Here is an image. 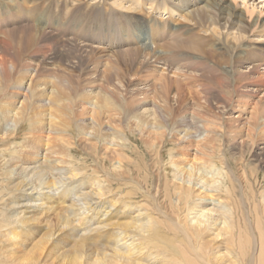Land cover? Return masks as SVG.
Here are the masks:
<instances>
[{"label": "bare ground", "instance_id": "obj_1", "mask_svg": "<svg viewBox=\"0 0 264 264\" xmlns=\"http://www.w3.org/2000/svg\"><path fill=\"white\" fill-rule=\"evenodd\" d=\"M38 1L47 4L53 0ZM78 1L83 2L87 10H98L100 9L99 5H102L101 0L99 2L97 0ZM110 1L114 3L117 9H123L125 12L145 13L144 7H150L151 9L148 8V10L154 8H156L155 11L159 10L161 12L160 16L168 13L173 24L180 23L182 26V21L187 22V26L183 25L184 28H187L184 31L181 29L183 32H179L180 29L174 28V25H171V27L167 25L160 26L158 22L152 20L151 26L154 30L151 44L157 43V48L154 47V51L149 46L140 48V43L145 44L140 41L136 46H131L133 48L129 46L128 49L120 50V48L118 51L113 49L114 51L109 52L112 55L105 58L103 63L100 62L102 68L106 69L104 83L101 84L100 91L94 93L95 90H87V95L84 93L81 95L82 103L91 105V111L89 112L91 115H98L92 106L99 107V103L104 105L100 107L101 109L108 106L113 108L114 111H120L117 107L119 105L116 104L120 101L108 92V88H110L120 94V90H117L118 86L112 84L113 78L110 75L117 78V73L122 71L127 73V71L132 70L133 80L126 79V84L122 83L123 80L120 79L118 82L119 87L125 89L127 95L134 93L131 94V101L128 102L125 99L124 103H133L134 101L151 103V100L152 103H172V101L175 104L180 103L178 106L165 105L154 109H144L142 114L135 117V121L134 118H125L126 121L121 120V124L128 122L126 128L134 130V132L138 131L141 134V139L146 143L144 146L153 155V160L156 161V164L153 162L154 166L158 165L162 169V175H158V172L156 176L163 180L164 187L162 190L165 191V199L169 203L166 206L165 201L163 203L158 200L159 197L157 196L161 195L159 186H156L155 193L151 194L150 185H148L151 176L148 172H145L144 179L140 181L138 177L137 181L128 177L131 173L128 164L130 166V162L133 163L134 157L131 160L121 151L126 147H123V144H120L119 141L126 143L128 140L127 137V139H123L124 136L120 138L123 134L120 137L114 134H110V136L105 134L108 139L103 136L105 142L102 146L104 147L103 152L107 150L105 154L108 156L112 154L109 159L112 162L115 161L111 166H113L112 169L117 179L111 176H108L107 179H109L110 185L112 180L123 181L124 183H118L115 190L125 189L124 195L118 198L115 197L116 199H109L110 197H108L103 205H100V208L92 207L91 196L87 195L90 192H84V190L79 189V186L75 187L74 185L76 184V178L85 170L67 168L68 172L66 171V173L63 166L59 168V165L51 164L54 158L52 159L50 156L57 155L61 157L58 160L59 164L64 166H67V164L70 166L71 164L65 160L69 156L68 153H71L70 149H67L69 147L63 149L67 150V154H65L58 146L54 147L51 144L54 141L65 143L66 140L61 137L62 133L73 128L72 123L74 121L67 123V117H65L69 111L68 108L71 106L68 103L72 104L74 102V98L69 100L70 90L74 86L72 73L85 72L86 66L89 67L87 62L91 61L89 58L90 51L98 50V52H101L99 54H109L107 53L109 50L106 52L107 49H100V51V47L96 48L97 46L95 47L94 44L100 45L98 42L118 44L119 36L114 35L106 38L105 31L99 29L94 32L93 40L90 41L91 44L75 42L71 39L64 42L60 37L61 34L50 30L47 23L40 19V16L34 22L19 14L17 10L22 12L19 7V0H14L16 9L13 7L11 0H0V20H2L0 23L6 21V24L13 23L14 19L17 22L19 21L17 25H14V23L7 24L11 28L0 29V36H2L0 37V116L5 121L12 122L8 131H3L2 124L0 125V137L2 135L6 137L3 138L2 136L3 139L0 138V140L2 139L3 142L8 141V143L9 141L12 142L19 136V130L26 131V135H30L29 138L32 139L31 142H28L29 140L25 141L23 144L26 147L22 146L20 150L22 155L24 151V156L29 160L28 163L32 165H26V167L22 165L20 167L14 166L17 177L10 183L16 189L15 191L20 193V197H16L17 202L15 204L10 199L4 203V207H0V264H264V192H259L261 198L255 194L256 192H248V187L246 188L248 186L247 172H239L240 180H236V182L243 184L242 190H240L239 195L237 194L238 199L235 198L236 201H233L232 205L230 202V200H233L230 196L232 193L231 186L224 188L226 183L224 182V176L231 173V170L227 173V168L217 165V163L226 164L225 156H231L237 162L246 163L245 160H247L248 155L246 150L249 149V145L245 150L239 149L236 151L227 147L230 140L239 138L240 134L245 136V123L240 131L234 130L231 126L226 127L225 124L228 134H234V137H226L222 142V137L216 133L213 136H217V141L210 139V135L214 132L213 129L223 130L224 128L222 113L225 111H222L223 107L220 109V106H223L224 103L225 105L226 103H239V109H243L246 103L249 102L257 104L251 112V119H247L248 130L246 136L251 140L252 146L257 143L255 142L256 138H260V140L261 137L264 138V108L260 105V103H264V98L256 96L261 92L264 93V90H261V88H264V81L255 77V72L261 66H264V52L261 51L258 55V53H248L247 51L256 46L264 50V39H259L262 38L261 34L248 37L250 32L254 31L256 33L260 28H264V20L259 15L258 18L248 22L244 11L238 9L236 5L239 0H233L234 2L226 0H190V2L183 4L176 1L178 7L188 9L183 11L175 7L171 9V13L169 6L162 8L155 6L154 2L157 0H152L151 4L149 0ZM252 1H244L246 12L250 16L253 12L249 11L248 6ZM89 2H94V4H89ZM86 3L88 4L85 5ZM104 5L106 4L104 3L100 7ZM193 7H196V9ZM256 7H254V10H256ZM24 12L30 13L29 11ZM173 14H178L179 18L173 20ZM124 16L130 18L131 13ZM159 20L167 22L166 19L159 18ZM141 32L144 36L145 33ZM169 35H173L172 42H174V45L168 43ZM180 37H183L181 41L177 40ZM231 39L235 40L236 43L234 41H232L234 43L229 42ZM128 40L131 42L132 39L129 38ZM245 42L248 43L243 45ZM91 56H93V52ZM33 59L36 60L34 62L36 65H32ZM253 60L258 62L255 65L258 68L254 72V67H250ZM46 62H48V67L44 66ZM246 62H252V64L245 65L247 68L243 67L249 71L246 70L241 73L237 67ZM157 63H162V67H164L162 73L164 74L158 77L155 75L149 76L143 80L139 78L142 71L146 73L156 72ZM183 64H189L190 66L187 69L195 72L185 74V79H181L177 74L184 73L181 67ZM50 65H53L55 70L48 74L46 71H50L48 70ZM222 74L225 75V78ZM151 78L159 82L155 88L143 85ZM227 78L233 79L232 84H228ZM248 81H251V87H253L252 90H249L251 94L247 93L250 96L239 94L240 85ZM97 82L92 79L90 84L93 85L94 83L96 85ZM128 85L132 92L126 89ZM174 91L176 93H173ZM189 96L190 98H188ZM201 100H205V103H216L213 106L208 105L210 108H215V111H211L209 114L205 111L203 113L202 108L194 111L192 109L182 110L185 108L183 103L188 101L190 103H200ZM7 103L17 104L10 107ZM37 103H40V105ZM219 103H223V105H218ZM208 110L211 109L208 108ZM181 111H189L190 118L182 114ZM217 111L218 115H221L220 120L207 117L212 112H214L213 117H215ZM38 115L48 117L49 120L44 125L46 129L38 127L42 123ZM240 116L235 117L239 118ZM216 117L218 118V116ZM240 118L242 119L243 116ZM92 121L96 122L93 118ZM7 122L6 124L9 123ZM94 122L89 127L93 134L89 132L85 134L90 138L94 135L100 138L102 128L97 129ZM24 124L26 125L24 126ZM166 126H169L174 134L172 131L166 130ZM43 130L45 131L43 132ZM167 131H169V135L165 134ZM253 131L258 133H252ZM191 132L195 134L191 135ZM39 137L46 144H41L38 141L37 143L36 138ZM193 139L198 141L202 139L203 143L214 144L212 152H220L224 156L221 155L222 157L218 158L210 156L212 162L210 166L205 167L199 160H195V157L179 164L171 154L169 156L170 160H166L162 155L164 145L161 143L163 140H169L170 146H174V142L185 143ZM52 140L54 141L51 142ZM13 142L10 145H13ZM114 142H117V145L114 146ZM218 143H223V145ZM70 144L72 145V143ZM98 145L95 144L94 148ZM196 147L199 149L200 145ZM87 148L90 151L92 144H89ZM131 148L133 147L131 146ZM32 149L34 154L33 152L29 153ZM260 150L261 152L254 151L253 156L249 159L251 161L248 162L256 163L248 171L255 177V184L257 183L256 180L258 182L264 181V148ZM5 152H8L7 148L0 149V158L6 159ZM40 152L42 156L45 154L47 161L43 158L42 160L38 159ZM71 154L69 157H72ZM9 155L12 156L11 153ZM56 158L58 159V157ZM99 158L96 160L99 161ZM49 159H51V162H49ZM31 161L37 162L33 163ZM6 162L4 163L6 164ZM14 163L16 164V162ZM4 168H7V166ZM104 170L106 171V169ZM108 170L109 168L107 172ZM136 170L141 172L142 168L139 167ZM87 172L89 173V171ZM232 174L230 177L234 178L236 172L234 175ZM8 175L10 174L2 176L0 182L5 183L10 177L13 178L12 175L10 177ZM226 177L228 176L226 175ZM230 177L229 180L231 181L232 178L230 179ZM160 179L158 181L161 183ZM95 180L94 182L91 179L88 180L89 184L90 181L93 183L90 184L92 187L100 183L95 182ZM98 186L102 187L103 185L98 184ZM0 193H4V191ZM109 193L112 192L109 190ZM99 196L98 194L97 198ZM76 197H78L77 201L75 200ZM173 197H176V199ZM93 199L95 200V198ZM254 199L259 202L252 206L251 203ZM228 200L230 203H227ZM162 205L166 206L165 210ZM37 212H39V219L32 218L31 214ZM29 214L30 216H27ZM77 217L78 220H76ZM40 219L46 223V226L38 230L35 224L32 223ZM74 219L77 223L73 221ZM74 223H76V226ZM29 228L35 229L28 231ZM33 234H38V237H32Z\"/></svg>", "mask_w": 264, "mask_h": 264}, {"label": "rangeland", "instance_id": "obj_2", "mask_svg": "<svg viewBox=\"0 0 264 264\" xmlns=\"http://www.w3.org/2000/svg\"><path fill=\"white\" fill-rule=\"evenodd\" d=\"M176 1H177V3H182V4L183 3L190 2V0H157L156 2H154V5L157 6V7H159V8L168 7L169 6L170 7V13H171V9L172 8H175V7L176 8H180L183 11H185V10L188 9V8H184V7L183 8L178 7L176 5ZM226 1L232 2L233 0H226ZM244 1L245 0H239L236 5H237L238 9H241L242 11H244V15H245V17H246V19H247L248 22H251L254 19L258 18L259 15L264 20V2H262V0H253L252 2H250V4H249L248 7H249V11L250 12H253L252 16H250V15L247 14L246 9H245L246 4L244 3ZM25 2H28V4H31V5H29L31 7H26V5L23 4L22 7L19 6L22 9V12L21 11H18V10H17V12L19 14L25 16L26 18H28L30 21H34V22L40 16V19H43L42 21L44 23H47V26L49 27L50 30H53V31L58 32V33L61 34L60 37L62 38V40L64 42H68L71 39V40H73L75 42L90 43V41L93 40V37H89L87 35V33L92 28L93 29L92 30V34H94V32L96 30L103 29L105 31V35H107V36L108 35H111V34H112L111 37L114 36V35H118L119 38H124V36H126L127 38L123 39L124 40V45L127 47V49H128V45L130 46V48H133L131 46H136V44L139 43L140 41L141 42H144V43L146 41H149V38H145V39L143 38L146 35V30H145L146 27L144 28V26L142 25V23L144 22V19L145 18L148 19V23H149L150 27H152L151 26V21L154 20L156 22L160 21V22H158V24L160 26L167 25V26L171 27V25L172 26L174 25V28H179L180 29L179 32H183L187 28V27H185V28L183 27V25L184 26H187L186 25L187 22L184 23V21H182L181 22L183 24L182 26L180 25V23H177L179 26L177 24H173L172 21H171L172 19L169 18L170 15H168V13H164L162 16H160L161 12L159 10H156L155 11L156 8H154L153 10H148V8L149 9H151V8L150 7H144L145 13H140V12H136V11H132V12H129L128 11V12H125V10H123V9H117L115 7L114 3L112 1H110V0H104V1L101 0V4L103 5L105 3L106 5H104L103 7H100L102 5H99V8L100 9H98V10H96V9H94V10H87V8L84 6L83 2H80V1L77 2V0H53L51 3L49 1L47 4L39 3L40 1H38V0H23L20 3H25ZM97 2H99V0H97ZM11 3L13 5V7L16 9V4H15L14 0H11ZM34 3H39V4H34ZM90 3H93L94 4V2H89V4ZM149 3L151 4L152 3V0H149ZM87 4L88 3H86L85 5H87ZM254 7H256V10H254ZM193 8L196 9V7H193ZM24 11H29L30 13H26ZM127 13H131L130 18L127 17V16H124ZM154 13H156V15H151V14H154ZM142 17H145V18H142ZM159 18L166 19L167 22H161V20H159ZM172 18H173V20H176L177 18H179V16H178V14H173ZM140 20H141V23H140ZM0 21H2V20H0ZM6 22L0 23L1 24L0 25L1 26L0 27L1 30H2V28H4V29L7 28V27H10L11 28V26H7V24L11 25V24L14 23V25H17L19 21L17 22L14 19L13 20V23H7L6 24ZM141 31H143L145 33L144 36L142 35V32ZM168 31H169V28H168ZM151 32H153V30ZM255 34H257V35L258 34H261L262 35V38H259V39L260 40H263L264 39V28H260L256 33L254 31L253 32H250V34L248 35V37L249 36H254ZM131 35H135L136 37H133ZM140 36H142V37H140ZM0 37H2V36H0ZM169 37H170V39H169V42L168 43L174 45V42H172L173 35L172 36L169 35ZM129 38L132 39L131 42H129V40H128ZM255 38L257 39L256 36H255ZM181 39H182V37H180V39L177 38V40H179V41ZM76 40H78V41H76ZM246 40H248V39H246ZM151 41H153V34H152V39L149 42H151ZM158 41H161V40H158ZM232 41L235 42V40H232V39L229 40V42H232ZM234 42H232V43H234ZM98 43H100V45L105 44L103 46L111 45L112 47L113 46H116V44H117V43H110V42H108V43L98 42ZM246 43H248V42H245L243 45H245ZM96 48H99V47H96ZM100 49H103V50H106L107 49L106 52L109 50L107 53H109V52L111 53V51H114L113 49L108 48V47L107 48L106 47H100L99 50ZM123 49H125V48L122 47L120 50H123ZM151 49H153L152 51L155 50L153 46H151ZM115 51H118V50H115ZM247 51H248V53L249 52H254L255 54L258 53V55L261 53V51L264 52V50H262V48L257 47V46L254 47V48L248 49ZM90 52L91 53H89V58H90V60L92 62L91 61L87 62V64H88L89 67L86 66L85 72L84 73H82V72H78V73L77 72H74V73H72L73 74L72 76L74 77V81H73V85L74 86L70 90L71 93L69 92L70 93L69 100H71V99L74 98V102L72 104L71 103H68V105H71V106L68 108L69 111L66 113L65 117H67V121H66L67 123H70V122L74 121V123H72V125H73L72 127L73 128L70 129V130H68V131H66V132H64V133H62L61 137L66 140L65 143L64 142H61L60 143V142L54 141V140L51 141V142L54 141V143L51 144V146H54V147L58 146L62 150L63 149H66L67 147H69L67 149H70L69 151L71 153H73V154L68 153L69 156L71 154L72 157H69L68 156V157L65 158V160L69 161V163H71V164H70V166H69V164H67V166H64L62 164H59L58 163L59 162L58 160H59V158L61 159V157H59L58 155L57 156H50L52 159L53 158L54 159L52 160V162H51V159H49L50 160L49 162H51L52 165H59V168L63 166V169L65 170V172L67 171V168H70V169L71 168H73V169L79 168V169L85 170V171H83V173H80L81 175L78 176V178H76V184L77 185L76 184H74V185H75V187H78L79 186L80 187L79 189L84 190V192H87V193L90 192V194H87V195L91 196L90 197V201L92 200L91 203L92 202L93 203L95 202L94 204L92 203V205H93L92 207L95 206V207L100 208L103 205V202H105L108 197H110L109 199H116V198L122 197L124 195L125 189H122V190L120 189V191H118L117 189H116L117 191L115 190V188L118 186V183H124L123 181L121 182V181H114V180H112V183L110 185L109 179H107L108 176L109 177L111 176L112 178L117 179L116 178V174L113 172V169H112L113 166H111L113 163H115V161L112 162L109 159V156L111 157L112 154L109 153L110 154L109 156L107 154H105L107 150H105V152H103L104 151V147L102 146L104 144V142H105V139H104L103 136H105L108 139V136H110V134H114L117 137H120L121 134H123L120 138H122L123 136L125 137V138L123 137V139H127L128 138L127 142L130 145L129 144H126L127 142L126 143L125 142L122 143V141H119L120 144H123V147H126V149L123 148L121 151H123L124 154L127 157L131 158V160L134 157L135 159L133 158V160L134 161L136 160L135 162H137V163H135L134 161H133V163L130 162V166L128 164V167H129L128 169L131 172L130 173V176H128V177H130V179L132 178L133 180H136V181L139 178V181H140L141 179H144L143 178L144 175L148 172L150 174V176H151L150 177L151 180L148 183V185H150L149 189L151 191V194L153 195V193H155V191H156V186L157 187L159 186V188H161V190H160L161 195L160 196H157V197H159L158 200L159 201H162L163 203L165 201L166 203H164V204H166V206H167V204L169 202L165 199V191L162 190L163 187H164L163 182H162L163 180L156 176L157 175L156 173H158V172H159L158 175H162L161 174V173H163L162 172V169L159 168L158 165H157L158 167L157 166H154V163L156 164V161L153 160V157H152L153 155L149 152V150H147L146 146H144V145H146V143L144 142L143 139H141V134L138 131L134 132V130H131V129L126 128L128 122L121 124V120L126 121L125 118H134V121H135L136 120L135 117L138 116L139 114H142V112H143L144 109H154L155 107L156 108L157 107H160V106L163 107L165 105H173V106L174 105H177L178 106V104H180V103L175 104L173 101H172V103H157V102L156 103H152V100H151V103H138L136 101H134L133 103H124V100L125 99L128 102L131 101V94H134V93L132 92V90L129 89V85H128L126 89H128V91H130L132 93H129V95H127L126 94L127 92L125 91V89H122V88L119 87L118 82L120 80H123L122 83L126 84L125 83L126 82L125 81L126 79L129 80V78H130L131 80H133L134 77H133L132 70L130 72L127 71V73L125 71H122L120 73H117V78L115 76H113V75H110L113 78L112 84L114 86H118L117 90H120V94H117L116 90L108 88V92L110 93V95L112 97H114L115 99H117V100L120 101V103H116V104L119 105L117 107L120 109L121 112L120 111H116V110L114 111L113 108H110L108 106L104 107V109H101L100 107L101 106H104V105L102 103H99V107H97L96 105L94 107L92 106V108H94V111H97L95 113H98V115H91L89 113L91 111V105L88 104V103H82V101H81V95L83 93L87 95V90H93V91L95 90L94 93L100 91L99 88H101L102 87L101 84L104 83V73L106 71V69L105 68H102L101 65H102L103 61L105 60V58L111 56L112 54H110V53L108 55L103 54V53L102 54H99L101 52H98V50H94V51L92 50ZM92 52H93V56H91L92 55ZM96 55H97V57H96ZM98 59H99V61H98ZM33 60L34 61H33L32 65H36V63H34L36 60L35 59H33ZM100 62H102V63H100ZM47 63L48 62H46V65H44V66L48 67V64ZM257 63H258L257 61L253 60V64H252V62H246V63H243V65L242 64L239 65L237 68L240 70L241 73H244L248 69H244L243 67L245 65L247 66L249 64H252V65H250V67L251 68L254 67V70H253V72H254L255 69L258 68V66H255ZM156 65H157L156 68H155L156 69V72L146 73V72L142 71V73H141V75H140L139 78H141V80H143V79H146L149 76L155 75V76L158 77L159 75L161 76V74H164V73H162V72H164L163 71L164 70V67H162V63L161 64H158L157 63ZM189 66H190L189 64L188 65L183 64L181 66L184 73H177V74H179V76H180L181 79H185L186 78L185 74L195 73V72L187 69ZM48 70H50V71H46V73L50 74V72L52 70H55V67L53 65H50L49 68H48ZM253 72H251V73H253ZM255 74H256L255 75L256 78L261 79V80L264 81V66H261V68H259L257 70V72H255ZM171 76L172 75H170V77ZM223 76L225 78V75H223ZM92 79L94 81H98L97 84H96L97 86L94 85V83H93V85L90 84V81ZM232 80H230V79L227 78V82H228L229 85L232 84ZM158 84H159V82H157L156 80H153L152 78L143 83V85H145V86L146 85L147 86H152V88H155ZM94 87H95V89H94ZM252 89H253V87H251V81H248V82L242 83L240 85V89H238V91H239V94H241V95L242 94H245L246 96H250L251 93H250L249 90H252ZM261 90L263 91L264 88H261ZM8 93L9 92H7V94ZM154 93H155V90H154ZM173 93H176V92L174 91ZM247 93H250V94H247ZM9 95H10V93H9ZM190 96L188 98H190ZM256 96H258L259 98H264V93L261 92V94H258ZM151 97H152V95H151ZM75 102H77V103H75ZM7 104H8V106L11 107L13 105H16L17 103H7ZM37 104L40 105V103H37ZM243 104H245V103H243ZM256 104L257 103H251V102H249V103H246L245 108L239 109L240 108V107H238L239 103H228V104L226 103V105H225V103H224V105H223V103L222 104L219 103L218 105H223V106H220V109L223 107L221 110L222 111L223 110L225 111L224 113H222L223 114L222 122H224V125H223L224 128H223V130H221V129L220 130L213 129L214 132H212V135H210V139L212 141H217V136H213V135H215L216 133H218L219 136L222 137L221 140L223 142V140H225L226 137H234L235 136L234 134H232V135L228 134L227 128L225 129V124L227 125L226 127H228V126L230 127L231 126V128H233L234 130L240 131L242 125L245 123L244 124V127H245L244 128V134H245V136L240 134L238 136L239 138H236L235 140H230L231 142L229 140H227V141H229L230 144L228 146L227 145L226 146L228 147V149L233 150V151H236V150H239V149H244L245 150L246 147H247V145H249L250 146L249 147L250 151H249V149L246 150L247 153H248L247 158H246L247 160H245L246 163L245 162H242V161H238L237 162V161H235V159L231 158V156H228V157L225 156V163L226 164L222 165L221 163H217V165H219V167H223L224 166L225 168H227V170H226L227 173H229L230 170H231V173H229L230 175L229 174H225V176H224V182H226L224 184V188L225 187H228V186L229 187L231 186L232 193H231L230 196L233 198V200L232 201L230 200V202H231L232 205H233V201L235 202L238 199L237 194L239 195L240 194V190H242L241 187H242L243 184H241L239 182H236V180H240V173L239 172H241V173L244 172V171L247 172V175H248V186H246V188L248 187V190L247 189L246 190L248 192H254V193L256 192L255 194L257 196L259 195V192L260 191H263L264 192V190H262V189H264V181L261 180V181L258 182V180H256V182L259 185L257 183L255 184V182H254L255 181V177L252 176V174H250L248 172L251 168H253L252 166H254V164H256V163H254V164L253 163H248V162L251 161L249 159H250L251 156H253L252 153L254 151L261 152L260 149L261 148H264V138L263 137H261V140H260V138L259 139L256 138L257 141L255 139V142H257V143L254 146H252L251 140L249 138H247V136H246V133H247V130H248V128H247L248 127V125H247V121L248 120L247 119L250 118L251 112H252L254 106H256ZM183 105L185 106V108H183L182 110L192 109V111H194V110H198L199 108H202L203 109V113L205 111V112H207V113L210 114L211 111H215V108L214 109H213V107L210 108V106H208V105H212L213 106V105H216V103H205V100H201L200 103H193V102L190 103V101H188L186 103H183ZM260 105L262 106V108H264V103H260ZM17 106L19 107L20 104L17 105ZM225 107H226V109H225ZM208 108L211 109V110H208ZM181 113L182 114H185L189 118L191 116V114H190L189 111H184V112L181 111ZM43 114L45 115V113H43ZM213 114H214V112H212L210 116L207 115V117L209 119L216 118V119L220 120L219 117L221 115L220 114L218 115V111L215 113V117H213ZM44 115L43 116L42 115H38L39 116V120L42 121V123L38 125V127H40V129H42V128L43 129H46V126H44V125L49 120V119H47L48 117H45ZM203 115H205V114H203ZM237 115L238 116L241 115L240 117L243 116V118L242 119L240 117L239 118H236V117H238ZM216 116H218V118ZM92 118L96 122L92 121ZM6 122L7 121H5L2 118V116H0V125L2 124L1 127H2V130L3 131H8V129H10V125L12 124L11 121H8L9 122V123L7 122L8 124H6ZM93 122L95 123L97 129L102 128V132H100V134H102V136H101L102 138L101 137L100 138L97 137V135L91 136V138H90V137H88V135L85 134L87 132H89L90 134H93L91 132L90 128H89V127H91L90 124H92ZM25 125L26 124H24V126ZM7 126H8V128H7ZM27 126H28V124H27ZM76 126H77V128H76ZM110 128H111V130H109ZM165 128H166V130H170V131L173 132V130L169 126H166ZM250 130H252V129H250ZM44 131L45 130H43V132ZM222 131H224V132H222ZM20 133H22V134H20ZM252 133L257 134L258 132L257 131L256 132L253 131ZM105 134H108V136L105 135ZM129 134H131V135L129 136ZM165 134H168L169 135V131H167V133H165ZM173 134H174V132H173ZM194 134L195 133L191 132V135H194ZM18 135L19 136H17L13 140L14 142L12 141L13 142V145H10V143H12L11 141H9V143H8V141H5V142L2 141L3 138H6L5 135H2L3 138H2V136L0 137V138H2L0 140V142H1L0 149H5V148L8 149V152H5L4 153V155L6 154L5 155V158L6 159L0 158V160H1L0 161V171H1L0 172V179L2 178V176H4L5 174H8V173L10 175H12V177H13V178H11L10 175H8V177H10V179H7L5 183L0 182V184L2 183V185H0V192L4 191V193H0V195H1L0 196V205H1L0 207H4L3 206L4 203L7 200L9 201L10 199L13 200L14 201V204H15V202H17L18 196L20 197V193H17L15 191L16 189L13 188L14 186L13 185H10V183L17 177L16 174H15L16 171L14 170L15 169L14 166L20 167L22 165V166H25L26 167V165H32V164L28 163L29 160H27L26 157L24 156V151H23V155H22V152L20 151L21 148H22V146L26 147L23 143H25V141H28V140H29L28 142H31L32 139L29 138L30 135H26V131H24V130L23 131L22 130H19ZM68 135H70V136H68ZM64 136H66V137H64ZM94 137L95 138L97 137V138L95 139ZM175 137H176V135H175ZM93 138H94V140H93ZM97 140H99V141H97ZM200 140L201 141H198L196 139H193V140H190V141L185 142V143H183V142H174V146H170L169 140H163V142L161 143V144L164 145V151L162 152V155L164 156V158L166 160H170V157L169 156L171 154L172 156H174L175 160H177V162L179 164L180 163H183L185 161L191 160V159H193L195 157V160H199L201 163H203L205 165V167L206 166H210V164L212 162V159L210 158V156H214L216 158L224 156V154H222L220 152H216V153H213L212 152V149L214 148V144L210 145L207 142L206 143H203L202 142V139H200ZM16 141H18V142L16 143ZM37 141L40 142L41 144H46V142L43 141V139H41V137L36 138V142ZM68 143L69 144L72 143V145L71 144L69 145ZM94 143L97 144V145L99 144L98 147L95 146V148H94V145H95ZM114 143H115L114 146L117 145L116 144L117 142H114ZM89 144H92V148L90 149V151L87 148ZM218 144L223 145V143H218ZM64 145H66V146H64ZM199 145H200V148L197 149L196 146H199ZM131 146L133 148H131ZM129 148H131V149H129ZM14 149L16 150V153H15V150ZM9 150H10V153H11L12 156L9 155L10 154L9 153ZM38 150H39V148H38ZM62 150H60V151H62ZM81 150H83V151H81ZM220 150L221 151H224L223 149H220ZM54 151H56V150H54ZM63 151L65 152V154H67V150L66 151L63 150ZM32 152L34 154L33 149L29 153H32ZM7 153H8V155H7ZM88 153H89V156H88ZM98 153H99V156H98ZM104 154H105V156H104ZM142 155H143V157H142ZM56 157H58V159ZM84 157H85V159H84ZM97 157L98 158L100 157L101 159L99 158V161H97L98 160ZM42 158H43V160H46L45 159V154H44V156H42L41 155V152H40V156H38V159L42 160ZM72 158H74V159H72ZM94 158H95V161H94ZM227 158H228V160H227ZM7 160H8V162H6ZM4 162H6V164ZM14 162H16V164ZM31 162H33V161H31ZM36 162L37 161H34L33 163H36ZM89 163H91V164H89ZM99 164L102 167H100ZM132 164H133V166H131ZM135 164H137V165H135ZM248 164H250L251 166L248 165ZM5 165L7 166V168H4V167H6ZM71 165H73V166H71ZM105 166H107V167L105 168ZM108 166H110V167H108ZM229 166H230V168L228 169ZM139 167L142 168L143 171L141 170V172H139L138 170H136V168H139ZM87 168H89V169H87ZM108 168H109V170L107 172V169ZM104 169H106V171ZM159 169H160L161 172L158 171ZM103 170H104V172H103ZM6 171H8V172H6ZM87 171H89L90 174ZM235 172H236L237 175L235 174ZM1 173H2V175H1ZM132 174H133V177H132ZM231 174L232 175L235 174L234 175V178H236V179L230 177ZM96 175L99 176V178H97ZM226 175L228 177H226ZM88 176H90V177H88ZM235 176H237L238 178L235 177ZM170 177L173 179L172 175H170ZM229 177H230V179L232 178L231 181L229 180ZM252 177H253L254 180L252 179ZM100 178H102V179L104 178L105 181H104V179L101 180ZM90 179H91V181L93 180L92 182H94L95 179H96L95 182H97V180L100 179V181H98L100 183H98V182L97 183L100 184V185H103L102 186L103 188L101 186H98V184L97 185H94L97 188L98 187L99 188L101 187L100 189L98 188V191H97L96 190L97 189L96 187L93 186L94 187L93 188L90 185V184H93V183H91V181H90V184H89L88 180H90ZM158 179H160L161 183L158 181ZM8 180H9V182H8ZM148 181H149V179H148ZM232 181H235V182H232ZM102 182H103V184H102ZM261 182H262V184H261ZM83 183H85V184L83 185ZM227 183H228V185H227ZM86 185H90V186H86ZM104 185H106L107 187L112 188V189H109V188L105 187ZM235 185H236L237 188L235 187ZM257 185H258V188H257ZM82 186H85V187H82ZM254 186H256V187H254ZM251 188H253V189H251ZM11 189H12V191H11ZM109 190H110V192H112L111 194L109 193ZM101 191H103L104 193L101 192ZM171 192H172V190H171ZM101 193L102 194H105V195H102ZM233 193H234V195H233ZM98 194L100 195L99 198H97ZM108 194H110V195L109 196H106ZM6 196H7V198H6ZM94 196H96V197H94ZM161 196H163V197H161ZM111 197H114V198H111ZM258 197L261 198L260 195ZM93 198H95V200ZM173 198L176 199V197H173ZM235 198H236V200H235ZM77 199H78V197L75 198L76 201H77ZM140 199H142V198H140ZM225 200H226V198H225ZM254 200L252 201L253 203H251L252 206L254 204H256V203L259 202L258 200H255V201ZM230 202L228 200L227 203H230ZM166 206H163L162 205V207H163L164 210L166 209L165 208ZM15 208H17V207H15ZM27 216H30V214L27 215ZM31 216H33L32 218L39 219V212L32 213ZM78 219L79 218L77 217L76 220H78ZM76 220L74 219L73 221H75L77 223ZM34 222L35 223H32V224H35V227L38 230L40 228L46 226V223L42 219H40L39 221H34ZM37 222H40V223H37ZM76 223H74L75 226H76ZM32 226H34V225H32ZM32 229H35V228H29L28 231H30ZM32 237L37 238L38 237V234H33Z\"/></svg>", "mask_w": 264, "mask_h": 264}]
</instances>
